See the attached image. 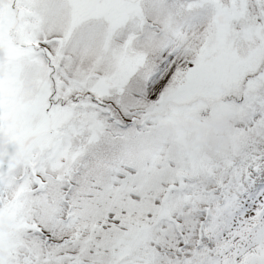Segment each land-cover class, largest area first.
Instances as JSON below:
<instances>
[{
    "label": "snow or ice",
    "instance_id": "snow-or-ice-1",
    "mask_svg": "<svg viewBox=\"0 0 264 264\" xmlns=\"http://www.w3.org/2000/svg\"><path fill=\"white\" fill-rule=\"evenodd\" d=\"M4 139L0 264H264V0H0Z\"/></svg>",
    "mask_w": 264,
    "mask_h": 264
},
{
    "label": "rangeland",
    "instance_id": "rangeland-1",
    "mask_svg": "<svg viewBox=\"0 0 264 264\" xmlns=\"http://www.w3.org/2000/svg\"><path fill=\"white\" fill-rule=\"evenodd\" d=\"M198 111H200V118L198 119L193 115L194 112H189L187 115L179 117L166 125L168 131L171 130L175 133L174 135H169L173 146L178 151L190 153L209 145H226L229 141L234 127V116L231 109L218 102L215 104H205ZM202 133L205 134V139L201 137ZM177 134L180 135V139ZM182 138H184L185 144L179 145L181 143L180 140L183 141ZM202 139L203 142L200 143ZM7 145V139L0 141V150L6 151Z\"/></svg>",
    "mask_w": 264,
    "mask_h": 264
}]
</instances>
